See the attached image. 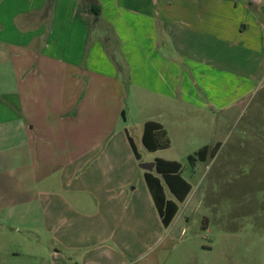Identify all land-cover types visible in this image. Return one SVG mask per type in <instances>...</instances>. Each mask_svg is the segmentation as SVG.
<instances>
[{
	"label": "crops",
	"instance_id": "1",
	"mask_svg": "<svg viewBox=\"0 0 264 264\" xmlns=\"http://www.w3.org/2000/svg\"><path fill=\"white\" fill-rule=\"evenodd\" d=\"M96 1L0 0V264H159L189 218L163 226L126 101L208 143L264 87V0Z\"/></svg>",
	"mask_w": 264,
	"mask_h": 264
},
{
	"label": "rangeland",
	"instance_id": "2",
	"mask_svg": "<svg viewBox=\"0 0 264 264\" xmlns=\"http://www.w3.org/2000/svg\"><path fill=\"white\" fill-rule=\"evenodd\" d=\"M129 100L127 121L120 119L118 129H126L134 139L143 163L157 156L181 163V177L191 186L186 202L179 204V215L189 220L183 231L178 227L171 233L166 248L158 250L159 264H264V87L247 96L240 111L236 107L218 115L215 142L186 138L183 131L177 141L180 116L166 118L175 141L156 154L142 145L140 118ZM149 112L146 117L154 116ZM205 146L217 147L215 153L192 166L188 157ZM13 226L18 229L0 224L1 230L20 236L12 230L20 231L21 225Z\"/></svg>",
	"mask_w": 264,
	"mask_h": 264
},
{
	"label": "trees",
	"instance_id": "3",
	"mask_svg": "<svg viewBox=\"0 0 264 264\" xmlns=\"http://www.w3.org/2000/svg\"><path fill=\"white\" fill-rule=\"evenodd\" d=\"M84 8L94 17V23L99 22L100 7L96 0H80ZM51 7V5H49ZM130 144L136 158L139 160L132 140L129 138ZM142 142L148 152H156L170 148L171 141L167 130L159 123L149 121L144 124ZM217 148V147H216ZM205 147L188 157V162L194 166L197 161H205L208 154L215 153V149ZM183 165L175 161H165L157 159L155 161V173L145 174L147 187L152 195L154 204L165 228H168L178 213V204L186 201L191 192V186L181 177ZM164 187L172 195L173 200H167L164 194Z\"/></svg>",
	"mask_w": 264,
	"mask_h": 264
}]
</instances>
